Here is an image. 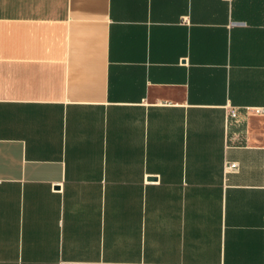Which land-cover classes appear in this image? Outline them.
Returning a JSON list of instances; mask_svg holds the SVG:
<instances>
[{
  "label": "crops",
  "instance_id": "obj_1",
  "mask_svg": "<svg viewBox=\"0 0 264 264\" xmlns=\"http://www.w3.org/2000/svg\"><path fill=\"white\" fill-rule=\"evenodd\" d=\"M257 109L264 0H0V264H264Z\"/></svg>",
  "mask_w": 264,
  "mask_h": 264
},
{
  "label": "built area",
  "instance_id": "obj_2",
  "mask_svg": "<svg viewBox=\"0 0 264 264\" xmlns=\"http://www.w3.org/2000/svg\"><path fill=\"white\" fill-rule=\"evenodd\" d=\"M257 114H264V110L262 109H257L256 110ZM237 118V111L228 108L227 109V114H226V120L228 122L229 119H235ZM237 168L235 163H228L225 165V170L229 171H234ZM59 264H152V263H146V262H138V263H128V262H103V261H98V262H67V261H61Z\"/></svg>",
  "mask_w": 264,
  "mask_h": 264
}]
</instances>
